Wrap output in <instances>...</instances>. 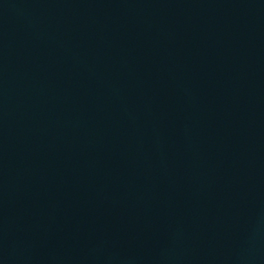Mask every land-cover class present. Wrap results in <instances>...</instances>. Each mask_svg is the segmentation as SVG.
I'll use <instances>...</instances> for the list:
<instances>
[{
	"label": "water",
	"instance_id": "1",
	"mask_svg": "<svg viewBox=\"0 0 264 264\" xmlns=\"http://www.w3.org/2000/svg\"><path fill=\"white\" fill-rule=\"evenodd\" d=\"M0 264H264V0H0Z\"/></svg>",
	"mask_w": 264,
	"mask_h": 264
}]
</instances>
